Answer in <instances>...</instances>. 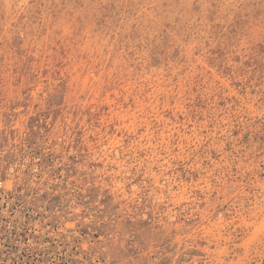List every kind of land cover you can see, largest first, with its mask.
Segmentation results:
<instances>
[{
    "label": "rangeland",
    "instance_id": "1",
    "mask_svg": "<svg viewBox=\"0 0 264 264\" xmlns=\"http://www.w3.org/2000/svg\"><path fill=\"white\" fill-rule=\"evenodd\" d=\"M0 177L82 264H264V0H0Z\"/></svg>",
    "mask_w": 264,
    "mask_h": 264
},
{
    "label": "built area",
    "instance_id": "2",
    "mask_svg": "<svg viewBox=\"0 0 264 264\" xmlns=\"http://www.w3.org/2000/svg\"><path fill=\"white\" fill-rule=\"evenodd\" d=\"M17 189L0 177V264H82V259H56L45 254L63 234L45 209L31 208Z\"/></svg>",
    "mask_w": 264,
    "mask_h": 264
}]
</instances>
